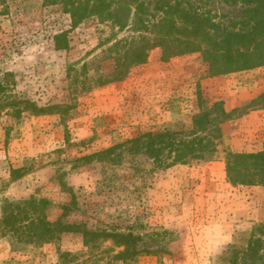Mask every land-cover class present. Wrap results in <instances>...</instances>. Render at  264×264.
I'll return each instance as SVG.
<instances>
[{
  "label": "rangeland",
  "instance_id": "374dc122",
  "mask_svg": "<svg viewBox=\"0 0 264 264\" xmlns=\"http://www.w3.org/2000/svg\"><path fill=\"white\" fill-rule=\"evenodd\" d=\"M141 1L140 11L130 0H111V19L74 28L61 5H0V264H230L236 251L240 264L263 263V249L243 252L264 224V186L232 185L226 155L232 147H264V124L250 117L264 113V66L212 75L199 51L164 60L154 45L141 63L133 55L143 37L153 44L160 7L178 6L212 17L222 31H239L243 6ZM63 31L70 47L57 50L54 36ZM206 110L229 117L199 133L215 139L216 151L187 164L161 167L128 152L117 163L88 158L149 131L190 140L195 116ZM30 199L47 201L30 207L33 218L133 234L139 240L128 245L141 252L117 258L125 246L111 236L92 235L87 244L77 232L57 231L51 241L19 234L4 223V208Z\"/></svg>",
  "mask_w": 264,
  "mask_h": 264
},
{
  "label": "trees",
  "instance_id": "16d2710c",
  "mask_svg": "<svg viewBox=\"0 0 264 264\" xmlns=\"http://www.w3.org/2000/svg\"><path fill=\"white\" fill-rule=\"evenodd\" d=\"M43 1L45 5H61L64 12L70 15L72 28L89 18L107 21L114 16L111 10V0ZM130 1L135 3L140 11L142 10L143 2L141 0ZM224 1L231 5L243 6L245 20L242 22V30L222 31L220 24L212 17L187 13L178 6L167 4L166 7H160L164 16L152 25L153 44L145 37L134 43L136 46L133 50L135 62H143L147 57L148 50L155 45L163 49L164 60L188 53L201 52L212 75L229 74L264 66V0ZM5 2L6 0H0V5H4ZM54 40L57 50L68 49L70 47L69 31L56 34ZM5 88V83L0 80V94ZM212 113V110H206L195 116V136L190 140L178 137V132L149 131L107 150L97 152L88 158L105 159L117 163L124 156L123 153L128 152L143 153L161 167L176 163L187 164L191 160L198 159L204 153L216 151L215 139L212 140L206 134L201 136L199 133L207 132L210 125H218L227 119L229 114L222 110L219 117H212ZM226 156L227 177L232 185L260 184L264 186V149L258 152H229ZM169 159H171V163L167 162ZM12 174L16 177V174H20V170L14 169ZM46 203V200L37 199H30L23 203L8 202L4 208L6 212L3 221L6 225L15 228V232L29 235L40 241H51L58 232L81 233L87 244L92 235L111 236L118 246H125L124 251L116 254L117 258H121L131 251L133 254H140L141 251L136 248L134 250L128 245L129 239L134 242L136 239L139 240L133 234L92 232L81 228V226L63 224L60 221L52 223L45 216L33 218L29 215L30 207L37 211L38 207L45 206ZM261 249L264 250V224L256 227L247 251L245 250L243 253L244 255H259ZM238 252L236 251L230 264H240L237 257ZM263 256H260L261 259Z\"/></svg>",
  "mask_w": 264,
  "mask_h": 264
},
{
  "label": "crops",
  "instance_id": "0c3cea01",
  "mask_svg": "<svg viewBox=\"0 0 264 264\" xmlns=\"http://www.w3.org/2000/svg\"><path fill=\"white\" fill-rule=\"evenodd\" d=\"M255 72V71H254ZM252 86V84H250L249 85V87H251ZM253 86H256L255 84L253 85ZM255 97V94L254 95H252V98H254ZM264 112V111H263ZM260 113H262V110H256V111H252V114L250 115V117L251 118H253V119H255V118H257L258 120H259V125H262V124H264V113H263V116L262 115H260ZM259 116V117H258ZM259 130V129H258ZM257 137H263V135H258ZM238 138H239V136H238ZM262 145L264 144V137H263V142L261 143ZM235 149L236 148H234V147H232V151H234L235 152ZM261 149V148H260ZM263 149H264V147H263ZM263 149H261V150H263ZM236 150H238V149H236ZM260 150V151H261ZM233 189H238L237 187H233Z\"/></svg>",
  "mask_w": 264,
  "mask_h": 264
}]
</instances>
